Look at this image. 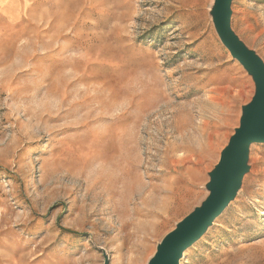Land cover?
Here are the masks:
<instances>
[{"label": "rangeland", "instance_id": "rangeland-1", "mask_svg": "<svg viewBox=\"0 0 264 264\" xmlns=\"http://www.w3.org/2000/svg\"><path fill=\"white\" fill-rule=\"evenodd\" d=\"M216 0H0V264H151L209 196L253 78ZM233 31L264 61V0ZM181 264H264V144Z\"/></svg>", "mask_w": 264, "mask_h": 264}, {"label": "water", "instance_id": "water-1", "mask_svg": "<svg viewBox=\"0 0 264 264\" xmlns=\"http://www.w3.org/2000/svg\"><path fill=\"white\" fill-rule=\"evenodd\" d=\"M233 1L216 0L213 10L215 27L221 43L232 58L239 61L255 81L256 95L243 108L240 128L209 175L207 200L166 237L151 264H181L184 253L208 232L236 199L243 179L249 172L251 147L264 144V61L234 33L231 27Z\"/></svg>", "mask_w": 264, "mask_h": 264}]
</instances>
